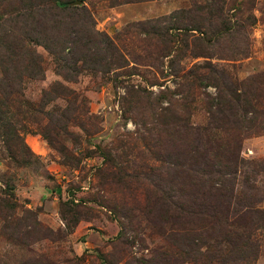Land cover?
Masks as SVG:
<instances>
[{
	"label": "rangeland",
	"instance_id": "obj_1",
	"mask_svg": "<svg viewBox=\"0 0 264 264\" xmlns=\"http://www.w3.org/2000/svg\"><path fill=\"white\" fill-rule=\"evenodd\" d=\"M29 1L0 0V264H221L224 245L206 228L174 220L167 205L155 148L159 108L150 101L161 92L178 99L183 90L186 122L205 128L216 85L264 90V0L212 1L223 7L229 22L218 24L229 33L210 42L209 57L190 56L188 41L181 61L146 34L150 22L209 0H72L90 15V35L112 41L107 71L84 66L91 53L63 34L67 22V33L87 29L82 16L40 15ZM22 30L33 32L25 38ZM10 32L22 33L21 46L4 66ZM74 49L81 58L68 56ZM252 106L262 110L264 102ZM240 143V170L264 211V133ZM251 239L257 254L239 264H264V231Z\"/></svg>",
	"mask_w": 264,
	"mask_h": 264
},
{
	"label": "trees",
	"instance_id": "obj_2",
	"mask_svg": "<svg viewBox=\"0 0 264 264\" xmlns=\"http://www.w3.org/2000/svg\"><path fill=\"white\" fill-rule=\"evenodd\" d=\"M32 1L34 12L40 15L52 11L55 15L71 13L76 18L82 16L84 22L88 23L87 29L67 33L72 23L66 21L67 24H60L64 29L63 34L71 36L68 38L73 42L83 43L84 56L91 53L92 56H88L84 66L88 69H98L100 66L107 71L106 51L112 46V41L107 36L90 35L88 26L92 20L84 6H77L72 0ZM209 1L211 3H208V6L192 2V8L188 10H178L150 22L151 30L146 34L160 44L161 52H167L166 56L173 55L175 60L181 61L188 54V41L196 50L192 51L190 56H213L214 53L208 50L216 46L211 47L210 42L227 35L230 28L218 24V19L226 24L229 22L223 16V7L217 2H212L215 0ZM31 19L26 21L25 26L28 25V28H32ZM236 25L242 29V24ZM56 26L57 24H53L50 27L52 30H58ZM22 32L23 36L28 38L33 31ZM197 33L202 36H194ZM6 37L2 38L1 49V62L4 66L10 61L9 54L20 48L22 33L17 36L10 32ZM93 43L102 47L93 49ZM204 45L205 49L200 47ZM235 50L239 51L238 48ZM223 54L222 52L220 56H230ZM23 55L30 56L27 50ZM68 56L81 58L77 55V49L70 51ZM6 73L8 75L7 71L4 72ZM215 88L217 93L214 98L209 97L211 102L206 107L209 120L205 128L186 122L182 112L188 114L184 107L187 96L183 95V90L177 94L180 96L178 99L169 97L168 92L156 95L150 101L151 108H159L153 116V119L158 121L155 135L158 140L155 142V148L158 149V154H161L159 149L162 150L159 160L164 163L163 169L170 192V195H167V205L173 207L174 220L197 224L199 229L206 228L205 233L211 237L215 236L214 240L225 247L220 263L239 264L257 254L258 245L251 238L257 231H264V211L257 207L262 198L248 173L240 170L245 162L240 156L242 137L264 133V108L257 110L252 106L254 100L264 102V90L233 89L232 83L229 82H223ZM149 126L146 123L144 125L150 132ZM211 130L221 133L220 137L216 139V134L211 133ZM239 179H242V185H239Z\"/></svg>",
	"mask_w": 264,
	"mask_h": 264
}]
</instances>
